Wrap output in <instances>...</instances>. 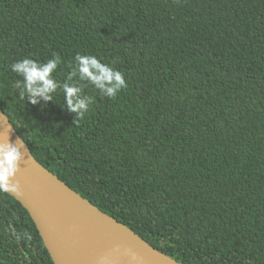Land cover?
<instances>
[{"label": "trees", "instance_id": "obj_1", "mask_svg": "<svg viewBox=\"0 0 264 264\" xmlns=\"http://www.w3.org/2000/svg\"><path fill=\"white\" fill-rule=\"evenodd\" d=\"M77 53L124 73L74 123L18 98L11 65ZM0 107L34 156L186 264H264V0H0ZM9 225L31 239L16 240ZM0 264H55L28 209L0 192Z\"/></svg>", "mask_w": 264, "mask_h": 264}, {"label": "water", "instance_id": "obj_2", "mask_svg": "<svg viewBox=\"0 0 264 264\" xmlns=\"http://www.w3.org/2000/svg\"><path fill=\"white\" fill-rule=\"evenodd\" d=\"M15 143L23 158L9 191L29 211L55 264H186L103 211L34 156L8 114L0 107V142ZM15 182V181H14ZM117 246L134 253H114Z\"/></svg>", "mask_w": 264, "mask_h": 264}, {"label": "clouds", "instance_id": "obj_3", "mask_svg": "<svg viewBox=\"0 0 264 264\" xmlns=\"http://www.w3.org/2000/svg\"><path fill=\"white\" fill-rule=\"evenodd\" d=\"M61 64V56H53L44 62L32 58H22L11 65V71L20 79L12 83L18 98L32 105L47 104L53 101V94L58 90L63 92V108L74 114V123L82 120L89 111L94 97L87 95L84 88L91 85L100 95L109 99H115L117 93L127 88L124 73L104 63L96 55L77 53L74 63L64 82H59L52 75ZM16 127V126H15ZM23 158L20 147L15 143L0 142V192L17 191L20 188L16 174L20 170V162ZM15 181V182H14ZM10 234L16 240L23 237L31 239L29 233H18L9 225ZM131 259H137L134 253H130Z\"/></svg>", "mask_w": 264, "mask_h": 264}, {"label": "bare ground", "instance_id": "obj_4", "mask_svg": "<svg viewBox=\"0 0 264 264\" xmlns=\"http://www.w3.org/2000/svg\"><path fill=\"white\" fill-rule=\"evenodd\" d=\"M128 249L123 247V246H117L114 250V253H126V254H130L127 252Z\"/></svg>", "mask_w": 264, "mask_h": 264}]
</instances>
